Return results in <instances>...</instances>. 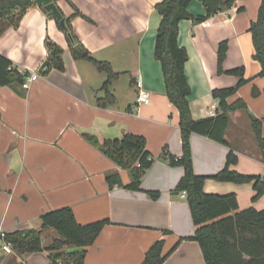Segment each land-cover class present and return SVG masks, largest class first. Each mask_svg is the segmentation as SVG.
Returning a JSON list of instances; mask_svg holds the SVG:
<instances>
[{
	"label": "crops",
	"instance_id": "1",
	"mask_svg": "<svg viewBox=\"0 0 264 264\" xmlns=\"http://www.w3.org/2000/svg\"><path fill=\"white\" fill-rule=\"evenodd\" d=\"M160 0H56L54 1L91 55L111 64L117 73L108 90L112 103L97 102L104 96L102 84L107 73L89 61L74 59L65 33L55 17L36 3L24 12L18 27L0 35V53L29 74L37 72L22 90L0 86V230L13 233L41 228V215L69 206L81 224L106 219L84 264H140L150 245L170 230L163 252L180 237L191 236L194 225L186 198L174 191L184 173L183 166L170 165L163 149L176 156L182 153L179 112L168 100L160 62L154 56L157 27L161 16L155 9ZM261 0H235L233 6L202 22L182 19L178 42L186 48L184 72L189 84V105L193 118L213 116L218 101L212 90L235 86L238 76L217 72V50L228 41L224 70L244 68L246 83L229 101L242 98L248 112L262 120L264 136V77L253 58L249 26L257 18ZM77 9L79 14H73ZM188 11L204 13L199 0ZM49 38L63 48V71L52 68L46 75L38 71L48 51ZM125 94L119 95L118 82ZM111 88V89H110ZM150 94L148 104L137 105L139 89ZM256 88L258 94H253ZM124 132L145 137L146 149L153 155L151 166L141 178V190L126 188L131 182L127 169L118 167L103 154L98 142L120 137ZM228 146L197 133L190 135L193 170L213 175L226 163L230 150L237 162L229 169L241 174L261 175L264 158L259 150L246 112L231 113L225 131ZM118 171L122 185L109 188L106 173ZM148 190L159 192L152 199ZM209 193H234L240 209L264 208V193L255 201L252 182L235 183L206 179ZM56 232L45 229L46 247ZM202 252L197 241L183 240L163 264H199ZM204 261V259H203ZM0 264H50L45 250L28 254L4 253ZM205 264V262H204Z\"/></svg>",
	"mask_w": 264,
	"mask_h": 264
},
{
	"label": "trees",
	"instance_id": "2",
	"mask_svg": "<svg viewBox=\"0 0 264 264\" xmlns=\"http://www.w3.org/2000/svg\"><path fill=\"white\" fill-rule=\"evenodd\" d=\"M56 1V0H53ZM192 0H160L155 9L161 16L157 27L154 45V56L160 62L165 83V93L168 100L179 112V128L181 132L182 153L176 156L163 149L161 155L170 165L183 166L184 173L177 181L174 191L186 192L194 232L185 237L198 242L205 264H264V208L248 207L240 209L234 193H209L203 190L206 179L230 181L235 183L252 182L255 194L253 201L264 193V179L261 175L241 174L229 169L237 162V156L230 150L226 156L225 166L213 175L196 174L193 170L190 135L197 133L228 146L225 131L230 121V115L236 111L248 114L259 150L264 158V136L262 135V120L248 112L246 102L237 97L232 101L228 98L236 93L238 87L244 84V68L236 67L223 70L222 63L226 56L227 42L222 40L217 50V72L238 76L235 86L215 88L212 96L218 101V111L213 116L195 119L191 114L188 95L190 93L184 64L187 60L186 48L178 42V25L182 19H193L202 22L221 10L231 8L235 0H199L204 7V13L193 16L188 11ZM35 4V0H0V35L9 27H18L26 9ZM44 10V8L41 6ZM46 12V11H45ZM61 12V11H60ZM65 25L59 28L65 33L67 44L74 59H84L93 64L97 70L107 73L102 84L105 94L97 99L101 105L112 103L114 96L108 90L111 80L117 73L113 72L108 61L94 58L89 50L74 32L69 17H65ZM73 14H79L77 9ZM254 48L253 58L260 64L259 75L264 77V0L258 9L257 18L250 23ZM48 54L39 66V73L46 75L52 68L63 71V48L47 38L45 40ZM28 72L0 53V86L9 85L22 90ZM264 91V90H263ZM253 94H258L256 88ZM86 138L99 146L104 155L109 157L118 167L127 169L131 182L124 185L131 190H141V178L153 162V155L146 149L145 137L140 134L124 132L120 137L104 139L98 142L95 136L85 135ZM109 188L122 185L118 171L106 173ZM152 199L159 197L156 190H148ZM41 228H29L13 233H5V239L11 242L13 252L28 254L45 250L48 252L50 264H84L87 249L93 244L108 220L79 223L73 210L64 206L48 210L41 215ZM51 228L56 232L49 244H42V233ZM170 230H162L161 236L154 241L145 252L140 264H163L167 257L185 239L180 237L173 246L163 252V246Z\"/></svg>",
	"mask_w": 264,
	"mask_h": 264
},
{
	"label": "built area",
	"instance_id": "3",
	"mask_svg": "<svg viewBox=\"0 0 264 264\" xmlns=\"http://www.w3.org/2000/svg\"><path fill=\"white\" fill-rule=\"evenodd\" d=\"M38 76L37 72H32L29 76H27L23 86L26 87L29 80L35 79ZM150 102V94L148 91L144 89H139L136 96L137 105L148 104ZM179 195L181 197L186 196L185 191H180ZM0 249L4 253H13L11 242L5 239V232L0 230Z\"/></svg>",
	"mask_w": 264,
	"mask_h": 264
},
{
	"label": "water",
	"instance_id": "4",
	"mask_svg": "<svg viewBox=\"0 0 264 264\" xmlns=\"http://www.w3.org/2000/svg\"><path fill=\"white\" fill-rule=\"evenodd\" d=\"M35 3L38 6H42L49 15L55 17L61 26L65 25V18L62 17L59 8L56 6L53 0H35Z\"/></svg>",
	"mask_w": 264,
	"mask_h": 264
},
{
	"label": "rangeland",
	"instance_id": "5",
	"mask_svg": "<svg viewBox=\"0 0 264 264\" xmlns=\"http://www.w3.org/2000/svg\"><path fill=\"white\" fill-rule=\"evenodd\" d=\"M259 7V6H258ZM259 9V8H258ZM258 11V10H257ZM257 14H258V12H257ZM226 42H227V50H228V41L226 40ZM226 55H227V51H226ZM225 59H226V56H225V58H224V60H223V63H224V61H225ZM223 63H222V68H223V70H224V67H223ZM219 74H227V75H232V74H228V73H225V72H223V73H219ZM234 76V75H233ZM123 83L124 82H122V81H120V82H118V85L116 86L117 87V90L119 91V95L120 96H123L124 94H125V89L123 88ZM246 83V82H245ZM111 89V88H110ZM169 236V235H168ZM167 236V237H168ZM185 239H187V238H185ZM185 239H183V240H185ZM182 240V241H183ZM187 240H190L191 241V239H187ZM166 241V240H165ZM181 241V242H182ZM193 241V240H192ZM195 241V240H194ZM180 242V243H181ZM173 246V245H172ZM178 247V246H177ZM199 256H200V260H201V263H200V261H199V257L197 258V260H198V262H199V264H204V261H203V259H202V257H201V254H200V250H199Z\"/></svg>",
	"mask_w": 264,
	"mask_h": 264
}]
</instances>
